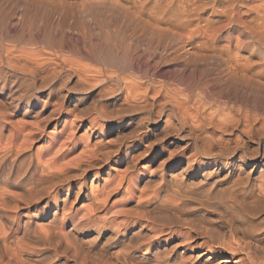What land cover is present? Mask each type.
<instances>
[{
    "label": "bare ground",
    "instance_id": "6f19581e",
    "mask_svg": "<svg viewBox=\"0 0 264 264\" xmlns=\"http://www.w3.org/2000/svg\"><path fill=\"white\" fill-rule=\"evenodd\" d=\"M0 264H264V0H0Z\"/></svg>",
    "mask_w": 264,
    "mask_h": 264
},
{
    "label": "rangeland",
    "instance_id": "374dc122",
    "mask_svg": "<svg viewBox=\"0 0 264 264\" xmlns=\"http://www.w3.org/2000/svg\"><path fill=\"white\" fill-rule=\"evenodd\" d=\"M84 62V61H83ZM81 132H84L83 130Z\"/></svg>",
    "mask_w": 264,
    "mask_h": 264
}]
</instances>
